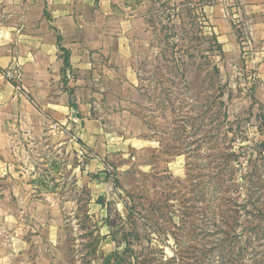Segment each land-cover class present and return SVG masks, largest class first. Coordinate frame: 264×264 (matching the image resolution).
Instances as JSON below:
<instances>
[{
    "label": "rangeland",
    "instance_id": "374dc122",
    "mask_svg": "<svg viewBox=\"0 0 264 264\" xmlns=\"http://www.w3.org/2000/svg\"><path fill=\"white\" fill-rule=\"evenodd\" d=\"M130 1L148 15L132 46L137 85L119 74L92 104L104 117L97 151L84 122L45 117L42 96L6 74L28 104L7 109L0 255L15 237V264H264V40L215 0ZM49 92L73 100L65 86ZM51 204L56 235L42 227ZM25 214L23 255L9 228Z\"/></svg>",
    "mask_w": 264,
    "mask_h": 264
},
{
    "label": "crops",
    "instance_id": "0c3cea01",
    "mask_svg": "<svg viewBox=\"0 0 264 264\" xmlns=\"http://www.w3.org/2000/svg\"><path fill=\"white\" fill-rule=\"evenodd\" d=\"M215 3L216 9L228 10L227 15L244 16L252 39L264 40V0ZM145 9L144 3L130 0H0V168L10 169L7 157L13 149L8 126L15 116L11 118L7 109L18 101L23 106L28 104L24 98L13 96V85L6 79V74L16 69L23 77L24 87L42 96L41 113L45 111V117L84 122L82 131L88 147L97 151L102 146L104 117L92 115V104L107 97L110 83L119 74L127 86L137 85L132 46L147 28ZM222 17L225 20V15ZM61 50L67 52V66ZM64 86L72 101L64 93L49 92ZM71 103L76 107L75 114L70 112ZM24 119L28 121L26 115ZM14 197L9 194V198ZM22 198L20 209L26 213L25 202L31 194H23ZM43 209L47 219L42 227L48 228L49 234H58L62 227L61 208L51 204ZM27 216L9 228L14 233H24H19L21 237L17 233L24 242L19 252L23 255L31 249V243L25 241L30 233ZM6 247L0 264H15V237Z\"/></svg>",
    "mask_w": 264,
    "mask_h": 264
},
{
    "label": "trees",
    "instance_id": "16d2710c",
    "mask_svg": "<svg viewBox=\"0 0 264 264\" xmlns=\"http://www.w3.org/2000/svg\"><path fill=\"white\" fill-rule=\"evenodd\" d=\"M61 51L64 53V55H63V57H64V65L67 66L68 65V55H67V52L66 51H63V50H61Z\"/></svg>",
    "mask_w": 264,
    "mask_h": 264
},
{
    "label": "built area",
    "instance_id": "2783aa9c",
    "mask_svg": "<svg viewBox=\"0 0 264 264\" xmlns=\"http://www.w3.org/2000/svg\"><path fill=\"white\" fill-rule=\"evenodd\" d=\"M9 77H11V76H9Z\"/></svg>",
    "mask_w": 264,
    "mask_h": 264
}]
</instances>
